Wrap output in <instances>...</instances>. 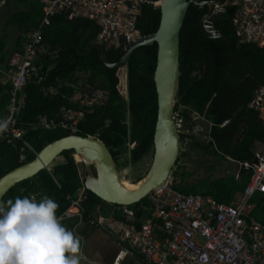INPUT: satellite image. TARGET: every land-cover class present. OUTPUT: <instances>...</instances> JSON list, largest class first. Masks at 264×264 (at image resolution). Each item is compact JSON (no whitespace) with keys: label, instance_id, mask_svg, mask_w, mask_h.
<instances>
[{"label":"trees","instance_id":"16d2710c","mask_svg":"<svg viewBox=\"0 0 264 264\" xmlns=\"http://www.w3.org/2000/svg\"><path fill=\"white\" fill-rule=\"evenodd\" d=\"M5 7L8 14L3 34L0 35V70L9 73L10 58L23 49L28 34L37 29L42 31L43 39L37 63L45 73V80L32 81L26 86V104L16 115L19 126L26 128L24 138L37 153L48 143L70 134L59 127L42 128L38 122L39 117L47 115L57 118L63 105L73 106L72 98L77 93L100 89L104 92V99L87 110L78 134L95 136L104 141L111 150L117 167L121 159H125V163L136 165L149 154L153 156L158 115L154 81L158 66V43L139 48L129 60L126 66V93L120 89L119 70L104 65L100 51L92 50L88 55L78 53V50L86 53L88 47L99 42L100 27L96 22L83 18L69 19V14L61 13L51 18L48 25L41 27L45 11L39 0H18ZM209 10V5L201 7L192 3L186 16L181 32L180 100L176 106V112L185 120L181 129H187L188 125V129L194 125L200 128L197 123L203 120L205 124L201 130H207L209 138L198 139L196 134L200 130L188 134L181 131V141L188 135L192 150L181 151L170 182L177 192L204 194L220 203L230 204L237 194L245 191L250 180L248 171H241L238 178L235 172H229L231 162L252 161L254 143L264 142V122L256 108L249 107L259 84H264V50L251 43H240L233 24L235 10L229 5L225 13L214 17V24L220 33L231 39L234 55L228 40L211 37L204 31L202 20ZM160 21V7L145 4L138 22L143 35L154 34ZM103 47L111 63L118 62L126 53L108 45ZM58 48L66 51H59ZM202 67H205L203 73ZM195 72L199 75L194 76ZM44 86H54L58 93L44 95ZM11 92V84L5 87L0 84L2 112H6L10 105ZM242 124V132L232 146ZM45 130V136L40 137ZM21 143L20 140L15 143L0 141V180L35 159L37 153L27 149L26 160L21 162ZM196 148L203 152L204 158L215 159L213 163L208 164L209 161L205 160L201 163L197 172L198 181L195 178L196 171L191 172L196 163L193 156ZM58 158L59 161L56 160L48 170H43L32 179L14 187L3 202L9 199L14 201L16 197L31 198L33 194L39 195L41 200L47 195L58 204L56 215L59 217L72 207L74 200H80L79 195L84 192L86 217L100 212L102 204H109L110 210L102 213H115L117 218L129 221L123 213L115 212L119 204L106 202L93 191L87 190L86 179L79 170L74 149L63 151ZM227 159L230 160V166L224 167ZM218 169H222L225 174L213 179L215 170ZM261 195L257 205L264 211V194ZM131 206L136 210L138 222L151 217L152 205L148 198ZM259 212L260 209L253 217L264 224V217H259Z\"/></svg>","mask_w":264,"mask_h":264},{"label":"built area","instance_id":"2783aa9c","mask_svg":"<svg viewBox=\"0 0 264 264\" xmlns=\"http://www.w3.org/2000/svg\"><path fill=\"white\" fill-rule=\"evenodd\" d=\"M17 1L0 0V9ZM39 1L45 11L41 27L61 13L69 14L71 19H88L100 27L98 43L125 52L145 37L138 25L144 5L159 7L161 3V0ZM229 5L235 10L233 24L240 43H251L264 50V0L218 2L213 15L205 20V27L216 34L219 30L215 27L214 17L225 13ZM42 39L41 29L28 34L23 49L15 52L9 62L12 104L8 116L2 120L7 122V128L0 133V141H22L21 162L26 160L27 149L37 153L24 138L26 128L19 126L16 115L26 104V86L32 81L45 80V73L37 63ZM118 76L120 89L127 93L126 68L120 69ZM42 92L44 95L57 94L58 89L44 86ZM103 99L104 92L100 89L77 93L72 98L73 106L63 105L57 118L41 115L39 125L78 134L87 110ZM251 106L264 122V84L256 90ZM175 122L183 131L181 127L185 120L179 112L175 114ZM199 130L194 125L187 132ZM232 164L236 178L241 171L250 174L239 201L226 204L204 194H183L174 190L169 181L149 194L152 206L151 217L147 220L138 222L136 210L131 205L115 208V212L123 213L129 221L117 218L115 213L102 212L91 215L90 220L116 240L124 256L138 255L146 264H264V224L250 215L253 209L250 199L257 193L264 194V152H256L253 161H232ZM31 198L40 201L37 194ZM83 201V198L74 200L72 206H81L85 213Z\"/></svg>","mask_w":264,"mask_h":264},{"label":"water","instance_id":"95a60500","mask_svg":"<svg viewBox=\"0 0 264 264\" xmlns=\"http://www.w3.org/2000/svg\"><path fill=\"white\" fill-rule=\"evenodd\" d=\"M192 3L201 7L209 5L210 10L202 20L204 31L211 37L228 40L235 55L232 41L227 35L219 31L216 34L210 33L205 27V20L213 15L217 0H161L159 6L161 21L158 30L134 43L116 63L110 62L106 49L99 43L88 47L84 54L78 50L80 55H88L92 50H98L101 52V61L104 65L113 70H120L126 68L129 60L139 48L158 43V66L154 75L158 103L154 154L151 168L147 175L137 183L138 187L129 189L125 185L112 152L104 141L91 135L69 134L48 143L36 154L33 161L4 176L0 180V202H3L5 196L18 184L32 179L43 170H48L63 151L71 149H74L77 158L81 159H78L79 170L85 176L87 190L93 191L106 202L119 205L139 203L169 182L182 151L181 131L175 122V114L177 103L180 100L182 77L181 32ZM58 50L66 51L62 48ZM204 69L205 67H202V73ZM198 75V72L194 73V76ZM261 86L262 84H259L258 89ZM189 127L188 125L187 128ZM242 129L243 124L232 146L240 136Z\"/></svg>","mask_w":264,"mask_h":264},{"label":"clouds","instance_id":"9594fccd","mask_svg":"<svg viewBox=\"0 0 264 264\" xmlns=\"http://www.w3.org/2000/svg\"><path fill=\"white\" fill-rule=\"evenodd\" d=\"M7 122H0V133ZM58 204L47 195L0 202V264H81L80 237L56 215Z\"/></svg>","mask_w":264,"mask_h":264},{"label":"crops","instance_id":"0c3cea01","mask_svg":"<svg viewBox=\"0 0 264 264\" xmlns=\"http://www.w3.org/2000/svg\"><path fill=\"white\" fill-rule=\"evenodd\" d=\"M8 13V9L4 7ZM3 9V8H2ZM1 10V9H0ZM65 14V13H64ZM69 19H71L69 17ZM11 73L5 72L0 70V84L1 86H7L10 84L9 80V75ZM82 93V92H80ZM4 92H2V95ZM12 104V92H11V101L10 105L7 106V111L2 112L0 110V122L4 120L8 114H9V108ZM249 107H252L251 104ZM198 117V116H196ZM198 126H200V132L196 134V137L200 140L207 139V130H201L203 127L202 125L205 124L203 120L201 122L197 123ZM244 126V124H243ZM188 129V128H187ZM187 129L183 130L185 134H188ZM193 133V132H192ZM209 138V137H208ZM182 142V150H187L191 149V142L190 138L188 135L184 137V141ZM253 154L256 152H264V142L261 141H256L253 145L252 148ZM200 152L201 159L199 158V166H197V154ZM193 156L195 157L196 163L193 165V168L191 169V172L196 173V180L198 181V175L197 172L199 171L201 167V163L205 160V162L209 161V163H213L215 159L213 158H204L203 152L199 149L196 148L194 149ZM254 160V159H253ZM229 159H227V162L225 163L224 167H229ZM232 164V162H231ZM196 165V166H195ZM216 166V163H215ZM229 172L234 173L232 165L229 168ZM222 170V169H221ZM220 169L215 170V175L213 176V179H216L217 177L225 174L222 172ZM227 173V172H226ZM212 180V179H211ZM84 192L80 193L79 197L83 198ZM262 195L261 194H255L251 199L250 202L253 204V209L250 213V215L253 217L254 213L256 211H259V217H264V211L261 210V206H258V198H260ZM242 199V193L237 194L236 197L234 198V201H239ZM102 209L100 212H105L106 210H110V205L109 204H102L101 205ZM90 217H86L83 212H80L78 208L76 207H70L69 209H66V211L60 215L58 218L63 226L66 227V229L71 230L75 235L80 237V246H81V254L83 255L84 259L81 261V264H116V260L119 256L120 253V247L118 243L116 242L115 239L112 237H109L105 232H103L100 228L97 226L93 225L90 222ZM255 218V217H254ZM257 219V218H255ZM258 220V219H257ZM259 221V220H258ZM120 264H146L140 256L138 255H131L128 256L124 259L121 260Z\"/></svg>","mask_w":264,"mask_h":264},{"label":"rangeland","instance_id":"374dc122","mask_svg":"<svg viewBox=\"0 0 264 264\" xmlns=\"http://www.w3.org/2000/svg\"><path fill=\"white\" fill-rule=\"evenodd\" d=\"M6 11L7 10L5 8L0 10V35L3 34V25H4V22L6 20L7 14H8ZM45 134H46V130L40 134V137H44ZM76 158H77V156H76ZM196 158H197V166L196 165L195 166L198 167L199 166V158L201 159L200 152H198ZM78 159H79V157L77 158V161L80 160V159L79 160ZM254 159H255V154H254ZM57 161H59V158L57 159ZM152 161H153L152 154H149V156H147L145 159H143L140 163H138L136 165L125 163V159L124 160L121 159L118 162V167H119L118 169H119V172H120L121 177L124 180L125 184L126 185H135V184H137V183H134V182L139 180L140 178H144L147 175L149 169L151 168ZM198 178H199V176H198ZM72 207L78 208L80 212L83 211L82 207L79 206V205L72 206ZM131 255L132 254L124 256L121 253V251H120L119 256H118V258L116 260V264H120L122 259H124V258H126L128 256H131Z\"/></svg>","mask_w":264,"mask_h":264},{"label":"bare ground","instance_id":"6f19581e","mask_svg":"<svg viewBox=\"0 0 264 264\" xmlns=\"http://www.w3.org/2000/svg\"><path fill=\"white\" fill-rule=\"evenodd\" d=\"M79 159H80V157H79ZM81 160V159H80ZM125 183V182H124ZM126 185V184H125ZM129 189H136L137 187H138V185L137 184H135V185H126Z\"/></svg>","mask_w":264,"mask_h":264},{"label":"flooded vegetation","instance_id":"af4514ba","mask_svg":"<svg viewBox=\"0 0 264 264\" xmlns=\"http://www.w3.org/2000/svg\"><path fill=\"white\" fill-rule=\"evenodd\" d=\"M218 2V1H217Z\"/></svg>","mask_w":264,"mask_h":264}]
</instances>
